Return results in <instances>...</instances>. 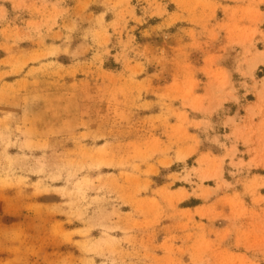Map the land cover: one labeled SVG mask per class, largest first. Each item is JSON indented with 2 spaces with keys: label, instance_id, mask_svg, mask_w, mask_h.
Listing matches in <instances>:
<instances>
[{
  "label": "rangeland",
  "instance_id": "1",
  "mask_svg": "<svg viewBox=\"0 0 264 264\" xmlns=\"http://www.w3.org/2000/svg\"><path fill=\"white\" fill-rule=\"evenodd\" d=\"M264 0H0V264H264Z\"/></svg>",
  "mask_w": 264,
  "mask_h": 264
},
{
  "label": "crops",
  "instance_id": "2",
  "mask_svg": "<svg viewBox=\"0 0 264 264\" xmlns=\"http://www.w3.org/2000/svg\"><path fill=\"white\" fill-rule=\"evenodd\" d=\"M262 179H264V176H262Z\"/></svg>",
  "mask_w": 264,
  "mask_h": 264
}]
</instances>
